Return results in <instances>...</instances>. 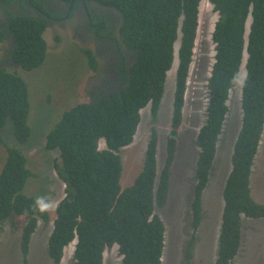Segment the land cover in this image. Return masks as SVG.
I'll use <instances>...</instances> for the list:
<instances>
[{"label": "trees", "instance_id": "trees-1", "mask_svg": "<svg viewBox=\"0 0 264 264\" xmlns=\"http://www.w3.org/2000/svg\"><path fill=\"white\" fill-rule=\"evenodd\" d=\"M11 1L3 0V5ZM101 1L115 7L121 15L120 29L109 33L107 42L116 43L118 52L119 45H124L133 57L128 73L122 75L125 89L93 103L75 105L63 113L46 135L44 149L57 151L52 160L53 172L64 184V197L55 210L46 255L51 264H59L64 249L73 244L71 264H103L105 251L118 252L120 264H164L162 252L172 230L166 227V222L164 225L160 211L166 206L170 192V167L176 157L183 120L201 0ZM208 2L217 14L212 32L214 57L206 79L205 120L194 141L197 156L193 165L195 184L190 215L185 213L183 225L179 222L180 230L175 228L181 239V264H190L193 256L192 244L203 218L202 193L209 181L229 111L230 91L244 51L247 59L240 89L241 126L222 188L223 209L214 264H234L243 240V219H264V203L256 202L250 189L251 169L264 128V0ZM5 13L10 17L7 28L14 36L10 62L16 66L0 67V129L7 119L11 120L15 140L25 144L31 135L27 123L28 87L16 69L31 71L42 65L47 50L43 38L46 25L36 18L14 16L11 11ZM104 22L102 18L99 26ZM178 30L181 37L164 164L161 167L159 163V169L158 136L152 129L141 172L132 186L121 190L119 152L134 141L141 110L150 106L154 117L158 113L166 75L172 68ZM104 31L100 28L97 33L101 35ZM6 32L7 29H0V42ZM55 41L59 38L55 37ZM80 48L95 72L99 65L95 52ZM208 67L207 60L205 68ZM101 140L103 149L98 145ZM26 160L18 149L6 147L0 169V222L25 218L21 230L24 253L38 221H49L47 211L41 213L35 208L37 196L22 193L31 176Z\"/></svg>", "mask_w": 264, "mask_h": 264}, {"label": "rangeland", "instance_id": "rangeland-1", "mask_svg": "<svg viewBox=\"0 0 264 264\" xmlns=\"http://www.w3.org/2000/svg\"><path fill=\"white\" fill-rule=\"evenodd\" d=\"M212 8L208 0H201L193 62L190 65L184 95L183 120L178 132L176 157L170 167V192L166 206L162 208V212L160 211L164 218V225L166 222V227L172 230V235L167 237L162 252L164 264H181L182 260L181 239L177 236L175 228L179 229L180 221L181 226L183 225L182 220H184L185 213L190 215V201L195 184L193 165L197 156L194 141L198 129L205 120L206 79L209 77L214 57L212 32L217 14L212 11ZM46 29L43 38L47 50L42 65L31 71L16 69L28 87L30 112L27 123L31 129V135L27 143H18L14 138L11 120H6L5 126L0 129V169L5 161L6 147L18 149L27 158L26 166L31 176L27 179L22 193L26 196L43 197L51 202V208L47 211L49 221L47 223L38 221V226L31 238L32 242L31 244L29 242V248L25 253L21 248V230L25 218L13 217L10 221L0 222V264H51L46 255L47 239H49L52 223L56 217V207L64 197V184L53 172L52 160L57 156V151L44 149L46 135L62 118L65 111L77 104L91 103L92 94L96 91L92 89L93 85L90 83L91 78L96 74L90 69L80 48H89L95 52L97 49L95 44L87 45L80 42L79 28L76 29L75 38L63 33L62 29L50 26ZM56 36H59V41H55ZM180 37V30H178L177 40L174 43L172 68L166 75L162 102L156 117L152 115L150 106L141 110L140 123L134 135V141L119 152L122 166L121 190L132 186L141 172L146 145L152 129H155L158 136L159 169L160 165L162 167L164 164L165 137L170 129ZM95 43L100 46L98 42ZM8 45L7 42L4 45L0 44V67L7 65L5 56L9 50ZM207 60L209 67L206 69ZM243 76L241 72L230 91L229 111L218 139L209 181L202 193L203 218L192 244L193 256L190 264H214L215 262L219 223L223 209L222 188L230 169L231 149L239 131L241 112L239 101ZM99 148L103 149L104 144H101ZM250 180L252 198L258 203H264V128L254 158ZM167 228L166 232H168ZM72 254L73 244L64 249L63 264L69 263ZM116 262L120 264L118 252L105 251L103 264H115ZM234 264H264V219H243V240Z\"/></svg>", "mask_w": 264, "mask_h": 264}, {"label": "flooded vegetation", "instance_id": "flooded-vegetation-1", "mask_svg": "<svg viewBox=\"0 0 264 264\" xmlns=\"http://www.w3.org/2000/svg\"><path fill=\"white\" fill-rule=\"evenodd\" d=\"M20 1L13 0L4 6L3 0H0V29H7V35L3 38V41L9 44L8 51H10V55L7 51L5 56L7 65L4 66H16V64L10 62L14 36L7 28L10 17L5 13L11 11L14 16L22 15L27 18L42 20L46 25L44 31L50 26L62 29L63 33L75 38L76 29L79 28L80 42L87 45L95 44L97 48L95 55L99 60V65L96 71L93 72L96 75L90 80L93 85L92 89L96 90L92 94L91 103L111 95L112 91L120 93L122 89H125L122 75L128 73L131 62L130 55L123 49H120V54H117L113 46H109V42H107L109 33H113L119 25V20H121L115 7L107 6L101 0ZM102 18L105 22L99 26ZM100 28L105 29L101 35L97 33ZM95 42H98L100 46Z\"/></svg>", "mask_w": 264, "mask_h": 264}, {"label": "clouds", "instance_id": "clouds-1", "mask_svg": "<svg viewBox=\"0 0 264 264\" xmlns=\"http://www.w3.org/2000/svg\"><path fill=\"white\" fill-rule=\"evenodd\" d=\"M119 17H120V19H121V15H119ZM120 21L121 20H119V24H120ZM250 22H251V20H249L248 19V25H250ZM120 28H118V27H116L115 29H114V31H113V33H117L118 32V30H119ZM2 30V29H1ZM47 30V29H46ZM45 30V31H46ZM3 31H5V30H3ZM45 31L43 32V35H44V33H45ZM247 41V40H246ZM3 43V45L5 44V41H2V42H0V44H2ZM13 44H14V42H13ZM246 45V44H245ZM14 46V45H13ZM109 46H113V48H114V51L117 53V54H120V49H123V50H125L129 55H130V50H128V49H125V46L124 45H119V52L116 50V43H110L109 44ZM96 51V50H95ZM133 56L132 55H130V58H132ZM177 59H178V56H177ZM246 59H247V54H246V51H244V54H243V57H242V63H241V66H240V71H239V73H238V76L237 77H239V74H241V72H243V74H245V71H244V66H245V63H246ZM244 77L245 76H243V80H244ZM243 80H242V82H243ZM227 115V114H226ZM241 117H242V112H240V121H239V129H240V126H241ZM236 136H237V134H236ZM235 136V137H236ZM101 144H104V142H102V141H99V146L101 145ZM178 146V145H177ZM104 147H105V145H104ZM100 149V148H99ZM177 152V151H176ZM257 153V152H256ZM255 156H256V154H255ZM255 158V157H254ZM254 162V161H253ZM251 174H252V169H251ZM250 177H251V175H250ZM35 208H36V210L37 211H39V212H41V213H43V212H46V211H48L50 208H51V202L50 201H46L43 197H40V198H38L37 199V201L35 202ZM20 218H23V217H20ZM31 238H32V236H31ZM31 242H32V240L30 239V244H31ZM63 257H64V255H63ZM72 257H73V254H72ZM48 258V257H47ZM63 259V258H62ZM71 260H72V258L69 260V263L68 264H71ZM59 264H63V260H61L60 261V263Z\"/></svg>", "mask_w": 264, "mask_h": 264}, {"label": "bare ground", "instance_id": "bare-ground-1", "mask_svg": "<svg viewBox=\"0 0 264 264\" xmlns=\"http://www.w3.org/2000/svg\"><path fill=\"white\" fill-rule=\"evenodd\" d=\"M234 144V143H233Z\"/></svg>", "mask_w": 264, "mask_h": 264}]
</instances>
